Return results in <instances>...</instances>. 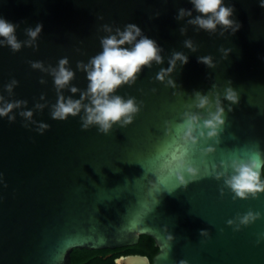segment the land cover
Instances as JSON below:
<instances>
[{"label": "water", "instance_id": "water-1", "mask_svg": "<svg viewBox=\"0 0 264 264\" xmlns=\"http://www.w3.org/2000/svg\"><path fill=\"white\" fill-rule=\"evenodd\" d=\"M224 2L234 6L232 19L241 24L234 35L228 30L221 36L219 27L208 33L188 25L198 15L194 10L193 17L178 21L180 8L193 9L189 0H0V18L19 24L16 36L22 42L18 52L0 46V95L9 102H28L14 110V122L0 117V264H74L75 248L136 244L141 235L151 236L158 247L154 264H264V193L233 199L223 178L214 175L224 170L221 161L246 159L256 148L264 153V8L260 0ZM38 23L43 30L36 46L23 45L29 39L25 29ZM128 23L155 40L164 59L115 93L142 102L133 122L123 128L114 125L105 135L98 126L82 129L83 110L76 117L53 120L51 106L58 98L54 78L30 62L57 67L66 57L75 73L69 87L85 91L86 73L77 63L87 64L102 51L100 40L109 35L103 25L114 34ZM181 27H187L185 35ZM186 39L193 40L196 52L184 47ZM221 48L232 49L226 59ZM173 51L189 59L171 77L176 89L155 79L160 68L169 66ZM200 56H212L216 67L199 63ZM13 79L18 84L9 96L5 86ZM227 87L238 93V104L224 99ZM196 91L219 93L226 123L219 144L200 139L195 147L188 146L186 162L199 176L192 180L183 171L189 180L185 189L172 171L180 170L178 164L168 162L183 145L176 126L184 112L207 115L187 107L194 104ZM62 94L80 98L67 88ZM37 103L47 106L36 110ZM27 110H33L36 124L19 115ZM39 123L50 127L41 134ZM209 146L215 152L202 155ZM249 211L259 212L260 218L239 231L227 224ZM202 229L210 236H200Z\"/></svg>", "mask_w": 264, "mask_h": 264}, {"label": "clouds", "instance_id": "clouds-1", "mask_svg": "<svg viewBox=\"0 0 264 264\" xmlns=\"http://www.w3.org/2000/svg\"><path fill=\"white\" fill-rule=\"evenodd\" d=\"M189 3L192 4L193 9L180 8L176 19L180 21L186 17H193L194 10L198 15L188 19L187 24L196 27L198 31L216 33L219 27L223 29L220 32L221 36L228 30H231V34L234 35L241 27L240 23L232 19L234 6H225L224 0H189ZM259 6L264 8V0H260ZM159 15L156 13L157 17ZM99 19H103V17H99ZM18 27L19 24L0 18V46L7 45L13 52L21 50L22 42L18 41L16 36ZM42 30L43 24L39 23L35 28H26L25 33L29 39L23 41V45L35 47V42ZM102 30L109 33L100 40L102 51L92 57L87 64L77 63V68L86 73L88 85L85 91H81L75 86L69 87L70 82L75 78V73L68 67L69 60L66 57L59 60L57 67H45L42 62L30 63L33 69L48 73L54 78L58 98L56 103L51 106L50 115L53 120L64 121L69 116L76 117L83 110L82 129L87 130L91 126H98V131L107 135L112 131L114 125H119L121 128L130 125L142 106V102L138 105L134 97L125 100L123 97L115 95L117 89L123 85H133L145 67L151 68L153 62L161 65L164 59L161 55L163 49L158 46L155 40L145 36L142 29L134 23H128L123 30L116 28L114 34L112 27L108 25H103ZM179 31L181 35H185L187 27H181ZM183 44L191 52L197 51L192 39L184 40ZM220 51L226 59L232 49L221 48ZM188 62V56L183 52L173 51L168 60L169 66L160 68L155 79L176 89L178 86L171 77L176 72L178 64L183 67ZM198 62L208 68L216 67L212 56H200ZM40 83L43 84L45 81L41 79ZM229 83L231 84V81ZM17 84L18 81L13 79L5 86L9 96L13 94V89ZM66 88L73 95L79 92L80 98L65 97L62 90ZM215 88L216 85H213V89ZM193 95L195 97L194 104L187 105L188 109L195 107L198 110H205L207 115L205 117L199 111L184 112L182 122L176 126L177 135L183 141V145L178 146L172 152L171 161L168 162L178 164L180 170L172 169V171L175 173L179 186L185 189L188 187L189 180L185 179L183 171H186L192 180L199 176V170L186 162L188 146L195 147L200 139L215 140L219 144V135L226 123L225 109L218 92L203 95L196 91ZM213 95L215 96L214 102L211 99ZM40 99L44 100L45 98L42 95ZM224 99L231 104L239 103V95L232 87L225 89ZM27 103L26 100L9 102L3 95H0V117H7L9 122H14L16 120V116L12 114L14 110L26 107ZM46 106V104L37 103L35 109L42 111ZM228 111L231 112L233 109L229 107ZM19 115L28 122L37 123L33 120V110L20 111ZM24 127H28V124L26 123ZM49 127L48 124L39 123L37 131L43 134ZM215 150L214 147L209 146L202 151V155L207 156L214 153ZM216 167L213 165V169ZM219 167L224 170L215 171V179L223 178L224 186L234 193L233 199L257 198L258 194L264 193V180L261 179V169H264V153H261L258 148L250 150L246 159L235 158L230 162L221 161ZM229 169L231 174H229ZM223 191L222 188L221 195H223ZM260 215L259 212L249 211L238 216L235 220H228L227 224L234 226V231H239L241 226L254 223L260 218ZM165 230L167 229L165 228ZM200 236L207 238L210 233L202 229ZM168 239L173 240L174 237L169 234ZM257 242L259 243V240ZM179 264H188V262L181 260Z\"/></svg>", "mask_w": 264, "mask_h": 264}, {"label": "flooded vegetation", "instance_id": "flooded-vegetation-1", "mask_svg": "<svg viewBox=\"0 0 264 264\" xmlns=\"http://www.w3.org/2000/svg\"><path fill=\"white\" fill-rule=\"evenodd\" d=\"M157 251H154V246L144 243L140 238L136 244L113 248H75L72 251V262L74 264H117L119 261L120 264H154V255Z\"/></svg>", "mask_w": 264, "mask_h": 264}, {"label": "trees", "instance_id": "trees-1", "mask_svg": "<svg viewBox=\"0 0 264 264\" xmlns=\"http://www.w3.org/2000/svg\"><path fill=\"white\" fill-rule=\"evenodd\" d=\"M142 239V241H144V243L154 246V251L158 250V247L154 245L155 241L151 236L148 235H141L140 237Z\"/></svg>", "mask_w": 264, "mask_h": 264}, {"label": "snow or ice", "instance_id": "snow-or-ice-1", "mask_svg": "<svg viewBox=\"0 0 264 264\" xmlns=\"http://www.w3.org/2000/svg\"><path fill=\"white\" fill-rule=\"evenodd\" d=\"M117 264H120V262H119V261H117Z\"/></svg>", "mask_w": 264, "mask_h": 264}]
</instances>
